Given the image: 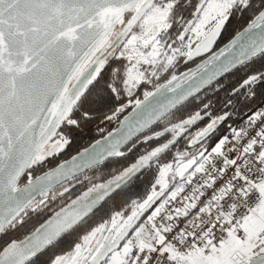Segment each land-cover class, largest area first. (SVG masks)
<instances>
[{"label": "snow or ice", "instance_id": "1", "mask_svg": "<svg viewBox=\"0 0 264 264\" xmlns=\"http://www.w3.org/2000/svg\"><path fill=\"white\" fill-rule=\"evenodd\" d=\"M0 237V264H264V0H0Z\"/></svg>", "mask_w": 264, "mask_h": 264}, {"label": "trees", "instance_id": "2", "mask_svg": "<svg viewBox=\"0 0 264 264\" xmlns=\"http://www.w3.org/2000/svg\"><path fill=\"white\" fill-rule=\"evenodd\" d=\"M239 23V21L233 20L231 21L230 25H229V32L232 31V29L237 26ZM227 36L228 33L223 34V37L221 38V40L219 41L218 45L219 46H223L224 43L227 42ZM186 68H188L187 65L181 63L178 71L181 70H185ZM240 73H233V74H228L226 77H224L223 79H221L219 81V83L221 85H224L225 88L221 90V92L217 95L214 92H212L211 90H205L207 92V95L204 96L202 94V98L207 100V99H211L213 101L214 104H216L217 106H220V99L223 98L224 96V91L225 90H230V86L234 85L236 83V81L239 79ZM217 85L214 84L212 86V88H215ZM192 106H195V101H193ZM185 114V110L184 109H180L178 112H176V116H183ZM97 125H99L100 127L105 129L104 133H98L97 132ZM118 124H108L107 122H105L104 124H100L99 120L95 121L93 124L88 125L84 132H77L76 133V138L73 140V143L65 150L64 153H62L60 155V157L56 158L57 161L60 159H69L71 155H75V153L77 151L80 150L81 147H87L93 140L95 139H100L102 135H106L107 131H110L113 127H117ZM185 148V144L184 141L181 140L180 143L173 148V152L177 151V150H184ZM135 153L130 154L129 157L127 158V160L124 163H130L132 162L133 158H134ZM49 166H53V165H49ZM113 167L119 168L120 164H114V165H109L106 168L101 169V174L103 176H108L111 173V170ZM90 175L92 173H89ZM141 174H138V177L135 179V181L126 189H124L127 197L129 198H138L140 196H142L144 194L145 191V186L147 184V182L149 180H151L152 178V171H144L142 173L143 175V179H140ZM79 187V186H78ZM118 202H122L119 201L118 198ZM23 232V229H21L20 231L14 233V235H21V233ZM4 237H0V243L3 242Z\"/></svg>", "mask_w": 264, "mask_h": 264}, {"label": "flooded vegetation", "instance_id": "3", "mask_svg": "<svg viewBox=\"0 0 264 264\" xmlns=\"http://www.w3.org/2000/svg\"><path fill=\"white\" fill-rule=\"evenodd\" d=\"M218 43H219V41H218ZM200 59H201V58H200ZM200 59L197 60V63L199 62ZM187 66H188V68H189V67L194 68V67H195V64H194V63H189V64H187ZM188 68H186L185 70H181V71H187Z\"/></svg>", "mask_w": 264, "mask_h": 264}, {"label": "water", "instance_id": "4", "mask_svg": "<svg viewBox=\"0 0 264 264\" xmlns=\"http://www.w3.org/2000/svg\"><path fill=\"white\" fill-rule=\"evenodd\" d=\"M198 59H200V58H197V60H198ZM189 63H192V62H189ZM189 63H188V64H189ZM227 75H228V73H226L223 77H220V78H219V81H220L221 79H223L224 77H226ZM214 84H215V83H214ZM214 84H213V85H214ZM117 127H118V126H117Z\"/></svg>", "mask_w": 264, "mask_h": 264}]
</instances>
